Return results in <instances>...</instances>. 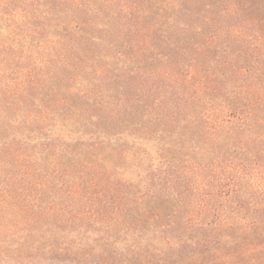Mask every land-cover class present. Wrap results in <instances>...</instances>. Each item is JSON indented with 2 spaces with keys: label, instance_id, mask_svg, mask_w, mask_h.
I'll return each instance as SVG.
<instances>
[{
  "label": "rangeland",
  "instance_id": "374dc122",
  "mask_svg": "<svg viewBox=\"0 0 264 264\" xmlns=\"http://www.w3.org/2000/svg\"><path fill=\"white\" fill-rule=\"evenodd\" d=\"M0 264H264V0H0Z\"/></svg>",
  "mask_w": 264,
  "mask_h": 264
}]
</instances>
